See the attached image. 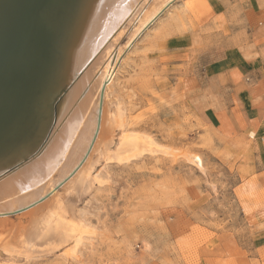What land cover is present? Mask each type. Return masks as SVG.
Wrapping results in <instances>:
<instances>
[{"label":"rangeland","instance_id":"obj_1","mask_svg":"<svg viewBox=\"0 0 264 264\" xmlns=\"http://www.w3.org/2000/svg\"><path fill=\"white\" fill-rule=\"evenodd\" d=\"M127 36L108 98L197 159L96 165L76 205L93 234L23 264H264V0H172Z\"/></svg>","mask_w":264,"mask_h":264},{"label":"bare ground","instance_id":"obj_2","mask_svg":"<svg viewBox=\"0 0 264 264\" xmlns=\"http://www.w3.org/2000/svg\"><path fill=\"white\" fill-rule=\"evenodd\" d=\"M171 1L77 0L36 126L0 156V264L33 261L68 243L72 246L59 254L77 253L93 234L76 214L77 202L105 182L97 173L92 176L96 165H124L143 157L196 161L181 148L131 130L122 109L108 98L118 74L120 40L128 35L127 44ZM60 186L72 189L71 201L58 198ZM16 211L25 216L23 224L9 220Z\"/></svg>","mask_w":264,"mask_h":264},{"label":"water","instance_id":"obj_3","mask_svg":"<svg viewBox=\"0 0 264 264\" xmlns=\"http://www.w3.org/2000/svg\"><path fill=\"white\" fill-rule=\"evenodd\" d=\"M76 2L0 0V156L36 126Z\"/></svg>","mask_w":264,"mask_h":264}]
</instances>
